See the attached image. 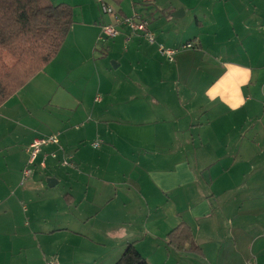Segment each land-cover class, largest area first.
<instances>
[{"label": "crops", "instance_id": "crops-1", "mask_svg": "<svg viewBox=\"0 0 264 264\" xmlns=\"http://www.w3.org/2000/svg\"><path fill=\"white\" fill-rule=\"evenodd\" d=\"M209 1L191 38L155 29L150 43L119 26L112 39L121 37L130 68L142 62V89L150 100L64 102V94L59 96L62 115L39 130L56 131L62 149L52 158L48 153L56 147L45 146L38 157L45 155L43 170L62 167L59 159L67 154L74 166L63 167L64 193L41 201L45 229L37 225L38 211L30 213V230L17 225L12 212L11 228L22 235L13 245L1 238L0 264H8L1 258L4 250L22 256L14 259L17 264H30L28 257L37 250L42 260L57 254L63 264H113L128 242L148 264H245L251 257L264 264V63H257L264 58V0ZM104 2L120 16L133 13L126 0ZM80 11L56 55L32 78L45 72L41 78L47 82L74 48L82 63L89 61L99 47V28L114 16L97 18L94 12L83 21ZM188 41L196 47L179 51L174 61L156 57L158 44ZM153 83L169 86L155 90ZM12 96L0 105V139L17 125L5 115L18 109ZM32 139L13 137L3 148L23 150L25 158ZM8 158L21 172L26 160L18 152ZM36 167L30 185L40 176L42 168ZM182 223L190 228L193 245L176 249L168 233Z\"/></svg>", "mask_w": 264, "mask_h": 264}, {"label": "rangeland", "instance_id": "rangeland-1", "mask_svg": "<svg viewBox=\"0 0 264 264\" xmlns=\"http://www.w3.org/2000/svg\"><path fill=\"white\" fill-rule=\"evenodd\" d=\"M79 1L80 4L83 3L84 5H73L64 2L69 4L72 9H75L73 14L74 23L75 21L78 23L80 20V7L84 9L85 17L81 16L83 21H86L94 12L97 14V18L99 14L104 15L101 13L100 2H94V0ZM209 2V0H126L125 7L130 12L137 11L141 15H146L149 20V29L151 28L152 32L155 29L157 31H173L178 32V34L183 33L182 37L190 36L191 38L197 30L195 19L196 17L201 18L200 13L202 16L206 4ZM87 7L91 8L88 11L89 13L87 12ZM176 12H179V16L173 15ZM107 20L109 21L110 17L107 16ZM99 30L98 36L100 35L103 39L98 40L99 47H96L89 61L82 63V54L80 55L79 51L74 48L68 53V55H71V59H67L68 55L60 59L58 69L53 71L55 73L50 76L49 74L47 75V82L41 78L45 74L43 72L32 78L23 88L16 92L12 96V102L19 101L18 109L5 112L8 118L13 119L10 125L12 126L13 122L17 124L13 134L10 133L0 139V200H7L11 208H7L0 201V219H3L0 222V240L4 238L11 245L15 244L16 240L22 235L16 227L11 228V224L13 225V214L17 225L20 224V227L30 230L34 223V219L30 218V213L32 210L38 211L40 219H38L37 225L41 229L47 227L46 224L43 225L44 211L41 208V201L48 195L56 198L60 193H64V168L68 167H55L49 169L50 171L38 169V171L40 170V176H35L36 182L33 183L34 185L29 183L33 180L32 175L34 173L29 176V179L24 180L22 184V171L19 172L18 170L19 163L15 162L14 158L7 159V155L11 156L18 152L22 162L23 160L27 161L29 155L26 154L24 158L23 150L13 148L6 152L3 148L4 143L8 141L11 143L13 137H29L30 140L34 137L46 135L41 133L42 130H39V128L42 127L47 130L45 127L46 122L51 118L62 115L64 108L56 105L61 94L65 96L66 100L64 102H142L152 96L144 97V90L142 89L143 71L140 70V67L143 66L142 62L138 59L139 62H136V68H130L127 63V48L123 45L121 37L118 36L114 39L105 38L101 33L102 28H99ZM95 54H98V56L96 57ZM93 55H95V58ZM3 57L8 64L14 61V58L9 53H4ZM156 57L165 60L159 53ZM113 61L116 63L120 61V66L114 67ZM257 63L262 65L264 58H260ZM153 84L155 90L157 87L164 86L166 89L169 86ZM159 101L164 102L162 100ZM51 133L58 134L56 131ZM40 159L41 157H38L34 165H29L32 171L34 167L38 166ZM48 176L58 177L61 180L58 184L49 187L47 185ZM27 196H32L31 200L36 204L35 206H31V200ZM27 236L29 235H25L26 238ZM51 244L54 245V242ZM1 246L0 241V249H2ZM32 249L36 248L33 247ZM1 258L8 264H17L14 259H22V256L15 254L14 250H4L1 253ZM28 260L31 262L30 264H48L51 261L63 264L57 254L42 260L38 250L37 255H30Z\"/></svg>", "mask_w": 264, "mask_h": 264}, {"label": "trees", "instance_id": "trees-1", "mask_svg": "<svg viewBox=\"0 0 264 264\" xmlns=\"http://www.w3.org/2000/svg\"><path fill=\"white\" fill-rule=\"evenodd\" d=\"M72 24L73 10L67 3L0 0V105L52 60ZM4 53L12 55L13 63H6ZM168 240L176 249L186 243L193 245L190 228L184 223L170 230ZM113 264L148 262L134 243L128 242Z\"/></svg>", "mask_w": 264, "mask_h": 264}, {"label": "built area", "instance_id": "built-area-1", "mask_svg": "<svg viewBox=\"0 0 264 264\" xmlns=\"http://www.w3.org/2000/svg\"><path fill=\"white\" fill-rule=\"evenodd\" d=\"M101 12L108 15H113L114 20L110 23H106L102 26L101 33L105 38H113L119 34V26L123 25L129 28L130 34H140L144 36L148 42L153 43L155 41L153 32L149 29L148 20L144 18L141 14L133 12L131 15L120 16L117 14L115 9L107 4L104 1H100ZM99 39H103L100 36ZM196 45L191 41L180 44L177 47H166L163 44L157 45V52L161 57H163L168 62L174 60V56L181 50L195 48ZM95 146H98V143H94ZM55 146L56 150L51 151L48 155L52 158L57 157V150L62 149L60 145L59 135L56 133H49L43 136L35 137L27 145L26 151L29 155L25 166L22 169V180H26L32 174V168H29V165H34L36 159L41 154L43 147L45 146ZM59 164L64 167H73L74 163L72 161L71 155H63L59 159ZM38 166L42 169L46 167L45 164V155L40 159ZM48 264H58L57 261L48 262ZM245 264H257V261L254 257H251L246 260Z\"/></svg>", "mask_w": 264, "mask_h": 264}, {"label": "water", "instance_id": "water-1", "mask_svg": "<svg viewBox=\"0 0 264 264\" xmlns=\"http://www.w3.org/2000/svg\"><path fill=\"white\" fill-rule=\"evenodd\" d=\"M174 16H178L179 12L173 13ZM114 67H116V65L113 64ZM56 184V180L54 178H47V185L49 187H52Z\"/></svg>", "mask_w": 264, "mask_h": 264}]
</instances>
